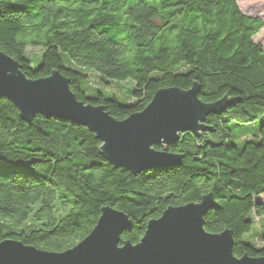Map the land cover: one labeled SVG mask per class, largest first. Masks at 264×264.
Masks as SVG:
<instances>
[{
    "label": "trees",
    "instance_id": "16d2710c",
    "mask_svg": "<svg viewBox=\"0 0 264 264\" xmlns=\"http://www.w3.org/2000/svg\"><path fill=\"white\" fill-rule=\"evenodd\" d=\"M240 1L0 0V50L30 79L59 71L78 100L116 119L142 111L164 88L197 84L207 104L227 98L205 131L155 146L179 155L180 166L134 175L106 160L87 127L25 120L0 97V242L62 252L111 206L132 222L121 244H138L168 207L212 194L218 208L205 216V230L230 229L235 256L264 257V223L254 229L264 218L255 200L264 196V46L254 40L264 20ZM29 47L41 49L35 60ZM88 71L104 84L129 82L125 101L103 86L85 90Z\"/></svg>",
    "mask_w": 264,
    "mask_h": 264
},
{
    "label": "water",
    "instance_id": "95a60500",
    "mask_svg": "<svg viewBox=\"0 0 264 264\" xmlns=\"http://www.w3.org/2000/svg\"><path fill=\"white\" fill-rule=\"evenodd\" d=\"M200 87L158 90L140 112L119 120L104 106L85 104L59 71L48 77L28 78L19 62L0 50V97L12 102L23 119L36 115L87 127L102 143L106 160L137 175L149 169L175 168L181 157L156 145L168 146L185 132L207 129L206 118L219 114L222 104H207ZM218 208L212 194L200 202L168 207L151 220L138 244H121L131 229L130 217L111 206L102 208L91 233L74 247L62 252L38 249L19 241L0 242V264H264V257L234 255V233L205 230V216Z\"/></svg>",
    "mask_w": 264,
    "mask_h": 264
},
{
    "label": "rangeland",
    "instance_id": "374dc122",
    "mask_svg": "<svg viewBox=\"0 0 264 264\" xmlns=\"http://www.w3.org/2000/svg\"><path fill=\"white\" fill-rule=\"evenodd\" d=\"M239 5L245 14L250 15V16H259L264 20V0H241L239 2ZM254 40L257 43H260L262 46H264V28L261 30V32L256 37H254ZM40 52H41L40 48H34V47L28 48V54L34 60L37 58ZM87 74H88L89 80L83 82L82 84L85 90L89 88L91 89L100 88L101 86H103V88L109 95L112 94L118 97L117 99L120 102L125 101V93H126V89L128 85L130 84L129 82H125V83L111 82L109 84H104L101 82L99 75L96 74L95 72L88 71ZM100 83H102L103 85ZM255 200L264 204V196L257 197ZM263 223H264V218H262L261 220L256 218L254 229L259 231ZM254 240L257 246L262 245V243L259 242L258 237H255Z\"/></svg>",
    "mask_w": 264,
    "mask_h": 264
},
{
    "label": "bare ground",
    "instance_id": "6f19581e",
    "mask_svg": "<svg viewBox=\"0 0 264 264\" xmlns=\"http://www.w3.org/2000/svg\"><path fill=\"white\" fill-rule=\"evenodd\" d=\"M241 8V7H240Z\"/></svg>",
    "mask_w": 264,
    "mask_h": 264
}]
</instances>
